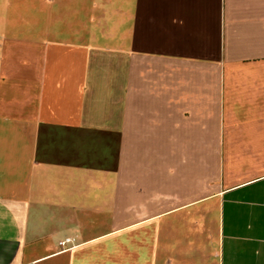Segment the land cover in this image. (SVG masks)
Returning <instances> with one entry per match:
<instances>
[{
	"label": "crops",
	"instance_id": "obj_1",
	"mask_svg": "<svg viewBox=\"0 0 264 264\" xmlns=\"http://www.w3.org/2000/svg\"><path fill=\"white\" fill-rule=\"evenodd\" d=\"M0 264H264V0H0Z\"/></svg>",
	"mask_w": 264,
	"mask_h": 264
},
{
	"label": "built area",
	"instance_id": "obj_2",
	"mask_svg": "<svg viewBox=\"0 0 264 264\" xmlns=\"http://www.w3.org/2000/svg\"><path fill=\"white\" fill-rule=\"evenodd\" d=\"M65 241L61 242V243H64Z\"/></svg>",
	"mask_w": 264,
	"mask_h": 264
}]
</instances>
